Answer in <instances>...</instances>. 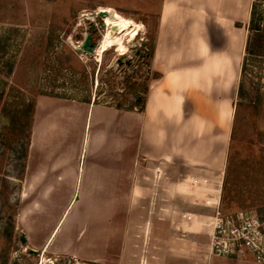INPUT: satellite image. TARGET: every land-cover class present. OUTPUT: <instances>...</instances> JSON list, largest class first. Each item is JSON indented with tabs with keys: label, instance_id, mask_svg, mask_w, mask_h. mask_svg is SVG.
Here are the masks:
<instances>
[{
	"label": "crops",
	"instance_id": "0c3cea01",
	"mask_svg": "<svg viewBox=\"0 0 264 264\" xmlns=\"http://www.w3.org/2000/svg\"><path fill=\"white\" fill-rule=\"evenodd\" d=\"M161 2L144 110L36 97L16 224L44 257L238 264L210 253L205 199L222 197L254 0Z\"/></svg>",
	"mask_w": 264,
	"mask_h": 264
},
{
	"label": "rangeland",
	"instance_id": "374dc122",
	"mask_svg": "<svg viewBox=\"0 0 264 264\" xmlns=\"http://www.w3.org/2000/svg\"><path fill=\"white\" fill-rule=\"evenodd\" d=\"M257 2L264 11V0ZM161 0H0V68L14 62L8 87L27 97L54 92L73 98L91 95L100 101L112 98L124 88L119 85L132 75L151 84V65L138 53L156 35ZM106 10V16L99 12ZM92 25L94 53H79ZM116 26V30H112ZM138 27V29H137ZM83 36L81 39L79 36ZM242 76L240 96L224 178L221 209L224 214L264 207V59L251 61ZM118 83L113 87V81ZM3 83L0 82V88ZM11 89V88H10ZM9 89V90H10ZM11 99L14 98L12 93ZM133 99V97H130ZM9 116L0 111V264H82L71 258H47L30 253L23 245L16 216L22 206L19 169L21 159L4 140ZM24 217V213H23ZM17 225V227H16ZM25 233V232H24ZM218 259V258H217ZM238 264H264L252 253L240 256Z\"/></svg>",
	"mask_w": 264,
	"mask_h": 264
},
{
	"label": "trees",
	"instance_id": "16d2710c",
	"mask_svg": "<svg viewBox=\"0 0 264 264\" xmlns=\"http://www.w3.org/2000/svg\"><path fill=\"white\" fill-rule=\"evenodd\" d=\"M96 27L92 25L90 34L93 35ZM81 39L83 36H79ZM2 47H0L1 51ZM156 50V36L150 34V42L140 50L141 56L147 61L148 66L151 65L154 54ZM264 59V11L258 10L257 2L254 1L249 22V35L245 47V57L242 64V74L252 73L250 70L251 61ZM1 60V54H0ZM7 70L4 71L0 68V82L3 83V87L0 88V111L3 114L9 116V123L5 126L8 133H5L4 140H7L9 147L16 153L17 157L21 159L20 164H17L19 169V179L23 180L24 168H25V158L30 146L32 127L34 123L35 109H36V98L27 97L26 94L20 90L16 89L14 86L8 87V78L11 76L14 70V62L7 61L5 64ZM154 77L158 76V73H153ZM113 87L117 88L118 83L113 81ZM124 88L122 93H116L113 95V102L116 107L120 109H134L138 108L140 111L144 110L147 96L149 93L150 85L146 82H139L135 80L134 76L129 75L125 77L119 85ZM11 88V89H10ZM10 89V90H9ZM14 93V98L11 99V95ZM39 94H47L65 98H73L66 95L55 94L54 92H39ZM38 94V95H39ZM91 95L85 96L84 100H91ZM130 97L135 100L132 104L129 103ZM141 97L140 99H138ZM96 100L98 98L96 97ZM264 95L261 94L255 103V107L258 109L263 105ZM227 213L229 207H224ZM7 259H4V264H7Z\"/></svg>",
	"mask_w": 264,
	"mask_h": 264
},
{
	"label": "built area",
	"instance_id": "2783aa9c",
	"mask_svg": "<svg viewBox=\"0 0 264 264\" xmlns=\"http://www.w3.org/2000/svg\"><path fill=\"white\" fill-rule=\"evenodd\" d=\"M181 181L191 190L211 185L210 179L198 176H186ZM205 204L214 209L209 242L212 255L240 257L252 253L258 262H264V207L224 214L221 197L215 201L207 198ZM182 217L194 221L190 212L183 213Z\"/></svg>",
	"mask_w": 264,
	"mask_h": 264
},
{
	"label": "water",
	"instance_id": "95a60500",
	"mask_svg": "<svg viewBox=\"0 0 264 264\" xmlns=\"http://www.w3.org/2000/svg\"><path fill=\"white\" fill-rule=\"evenodd\" d=\"M99 14L101 16H106L107 14H109V12H107L106 10H101L99 12ZM116 26H112V30L115 31L116 30ZM77 52L79 53H94L95 52V44L92 42V35L91 34H87L84 38V41L82 42V44L80 46H78L77 48ZM141 97H139L138 99H140ZM134 98L130 99L129 103L132 104L134 102ZM20 240L21 243L23 245L27 244V237L26 234L24 232H22L20 234ZM30 253L32 254H38V251L35 249H30ZM67 264H72L71 260H68Z\"/></svg>",
	"mask_w": 264,
	"mask_h": 264
},
{
	"label": "flooded vegetation",
	"instance_id": "af4514ba",
	"mask_svg": "<svg viewBox=\"0 0 264 264\" xmlns=\"http://www.w3.org/2000/svg\"><path fill=\"white\" fill-rule=\"evenodd\" d=\"M138 53L140 54V51H138Z\"/></svg>",
	"mask_w": 264,
	"mask_h": 264
},
{
	"label": "bare ground",
	"instance_id": "6f19581e",
	"mask_svg": "<svg viewBox=\"0 0 264 264\" xmlns=\"http://www.w3.org/2000/svg\"><path fill=\"white\" fill-rule=\"evenodd\" d=\"M137 29H138V27H137Z\"/></svg>",
	"mask_w": 264,
	"mask_h": 264
}]
</instances>
